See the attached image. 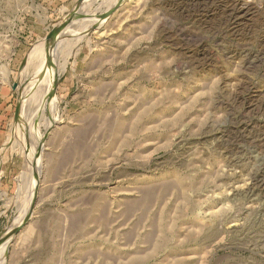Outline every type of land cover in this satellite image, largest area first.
Masks as SVG:
<instances>
[{"label": "rangeland", "instance_id": "rangeland-1", "mask_svg": "<svg viewBox=\"0 0 264 264\" xmlns=\"http://www.w3.org/2000/svg\"><path fill=\"white\" fill-rule=\"evenodd\" d=\"M87 1L0 0V160L21 175L0 193V264H264V0H127L34 77L39 42L115 2ZM24 109L27 208L23 141L3 150Z\"/></svg>", "mask_w": 264, "mask_h": 264}, {"label": "bare ground", "instance_id": "bare-ground-1", "mask_svg": "<svg viewBox=\"0 0 264 264\" xmlns=\"http://www.w3.org/2000/svg\"><path fill=\"white\" fill-rule=\"evenodd\" d=\"M89 1H91V0H88L85 4H87ZM126 1L127 0H115V2H113L112 4H110V5H108V6H105L106 8L104 9V10H101V12H102V16H100V17H94L93 16V14H87L88 12H87V10H86V8H83V6H82V8L83 9H81L80 11H76L74 14H76V15H73V17L71 18V20L69 21V23H67V25L65 24V26H64V28H62V30L60 31V33H62V34H60V33H57L56 35L57 36H55V37H58V34H60V37H59V40L56 42V43H54V44H52L51 45V42L50 41H46V42H44L43 44H41V42H39L40 44H39V46L37 47V51L35 52V54L33 55V57H32V60L30 61L31 62V64H36V66H35V68H34V77L37 75L38 77H39V75H41V77H44L43 78V80L44 79H48V81H49V79H50V81H51V78H52V76H53V78L56 76V74L55 73H52L53 71V67L52 66H54L56 63H57V61H58V58H59V56H60V53L65 49V47H64V49L63 50H61L63 47H62V43H63V38H64V36L66 35V34H68V35H73V36H75L74 38H75V40L78 38H76V31H77V29H76V26L78 25V24H80V22L79 21H81V20H85V21H83V22H86L87 21V23L85 24V25H83V22H82V24H81V26H83V27H80V28H83V30L84 29H88V28H91L90 26H93V25H95V26H97L98 27V25L99 24H101V23H104L103 22V20L104 19H106L105 18V16L106 15H109V13H111V11H112V9H114L115 10V8H116V6H118V5H120V6H122L121 4H123V3H126ZM130 1H132V0H130ZM229 2H230V4L231 5H237L236 3H238L239 2V0H229ZM134 3V2H133ZM127 4V3H126ZM128 4H129V1H128ZM172 4V3H171ZM124 5V4H123ZM136 5V4H135ZM240 5V4H239ZM85 6V5H84ZM225 6V5H224ZM104 7V6H103ZM119 7V6H118ZM235 7V6H234ZM241 7V6H240ZM233 8V7H232ZM242 8V7H241ZM239 9L238 7H236V9H235V11H237V13H235V12H233V10L234 9H231L230 11L228 10V12L226 13L225 12V17L229 14V16H231V18H233V22H232V24L234 25H231V26H233V28H235L236 26H238L241 22H242V20H243V16H242V14H240V13H243V11H244V9ZM88 9V8H87ZM224 10H225V8H224ZM223 10V11H224ZM104 13V14H103ZM244 14V13H243ZM108 17V16H107ZM228 17V16H227ZM230 20V19H229ZM227 21V20H226ZM232 21V20H231ZM231 23V22H230ZM84 26H86V28L84 27ZM94 26V27H95ZM229 26H230V24H229ZM230 26V27H231ZM93 29V28H92ZM95 29V28H94ZM80 30V29H79ZM82 31V30H81ZM89 31V30H88ZM86 33V32H85ZM68 35H66V36H68ZM69 36V37H70ZM78 36V35H77ZM80 36V35H79ZM72 37V36H71ZM73 38V37H72ZM66 39H67V37H66ZM70 39V38H69ZM57 40V39H56ZM55 40V41H56ZM69 41V40H68ZM68 41H66V44H65V42H64V45L63 46H67V43H68ZM72 41V40H71ZM72 42H70V44H71ZM68 47V46H67ZM68 49V48H67ZM67 49H65V50H67ZM71 49H73V48H71ZM68 51V50H67ZM66 51V52H67ZM65 53V52H64ZM62 54V53H61ZM69 54V53H68ZM66 55V54H65ZM67 56V55H66ZM64 59V58H63ZM55 72V71H54ZM53 74V75H52ZM33 77V78H34ZM50 77V78H49ZM39 80H40V78H38ZM34 80V79H33ZM32 80V81H33ZM42 80V81H43ZM54 80H55V82H56V78L55 79H53V82H54ZM41 80H40V83L42 82ZM45 81V80H44ZM34 82V81H33ZM39 82V81H38ZM47 82V81H46ZM44 83V82H43ZM50 84H52L51 82H50ZM41 85H44V84H40V86ZM48 85H49V83H48ZM55 85V84H54ZM52 85H50L49 87H51ZM30 87V86H29ZM28 87V88H29ZM34 87V86H33ZM41 87H43V86H41ZM53 87V86H52ZM51 87V88H52ZM35 88V87H34ZM40 88V87H39ZM37 89V88H36ZM44 89H49L48 88V86H47V84H46V86L44 87ZM38 90V89H37ZM44 91V90H43ZM46 91V90H45ZM49 91V90H48ZM27 92V91H26ZM26 92H25V95H26ZM28 93V92H27ZM45 93V92H44ZM39 94V93H38ZM43 94V93H42ZM45 95H46V93H45ZM35 96V95H34ZM28 98V97H27ZM27 98H25V99H27ZM37 99V101H38V98H36ZM28 100H31L30 98L29 99H27L26 101H28ZM35 100V99H34ZM25 101V105H26V102ZM28 103H29V101H28ZM28 103H27V106H28ZM45 103V102H44ZM37 104V103H36ZM29 106H30V104H29ZM33 107V106H32ZM25 108V107H24ZM27 108H29V107H27ZM38 108V107H37ZM36 108V109H37ZM29 111V110H28ZM33 111V110H32ZM30 112H31V110H30ZM22 117H21V120L20 121H18V123L15 125V127H14V129H13V133H12V135H11V137L3 144V150H4V153L6 154L7 152H5V150H7V151H10L11 149H9L11 146L13 147L14 145H16V143L18 142V141H23V144H24V148L26 149V153H24V155H25V162L24 163H26L25 165L27 166V172H25V171H23V174H26L25 176L23 175L22 177H20L21 179H22V181L20 182V184H19V187H18V191H17V193H18V195H17V200L18 201H20L21 199L23 200L24 198H26V200H27V197H28V203L26 204V208L28 207V205H30V201L33 199V196H34V194H35V192H36V184H37V179H38V173H34L33 174V170L35 169V167H32V169H31V164H33L34 162L36 163L37 161H36V159H35V155L33 156V154H32V149H31V147H32V144L30 145L29 143H27L26 141V136H27V126H26V122L25 121H27V118L25 119V109H24V112H23V114L21 115ZM29 118V117H28ZM31 120V119H30ZM30 120H29V123H32V120H31V122H30ZM28 123V122H27ZM28 125V124H27ZM33 125V124H32ZM30 127V126H29ZM30 129V128H29ZM30 131V130H29ZM31 132H32V130H31ZM32 133H34V132H32ZM29 134H31L30 132H29ZM29 136V135H28ZM31 136V135H30ZM30 139V138H29ZM21 141H20V143H21ZM34 141V140H33ZM31 142V141H30ZM19 144V143H18ZM25 144H26V146H25ZM11 147V148H12ZM23 148V147H22ZM9 149V150H8ZM15 149V148H14ZM13 149V150H14ZM16 150H17V148H16ZM23 152H24V150H23ZM29 154L30 155H32L33 157L32 158H34L35 160L33 161V159L32 158H29ZM4 155V154H3ZM5 157H7L6 155L3 157V159H1L0 160V176H1V174H2V172H3V167H4V163L6 162V158ZM7 163V162H6ZM24 168V167H23ZM25 170V169H24ZM25 172V173H24ZM30 174V175H29ZM263 174H264V172H263ZM19 176H21V175H19ZM264 176V175H263ZM261 178V177H260ZM261 181V180H260ZM259 182V181H258ZM264 182V181H263ZM264 184V183H263ZM261 185H262V183H261ZM28 193V194H27ZM7 242H5V244H6ZM4 244V245H5ZM2 246H3V244H2Z\"/></svg>", "mask_w": 264, "mask_h": 264}, {"label": "crops", "instance_id": "crops-1", "mask_svg": "<svg viewBox=\"0 0 264 264\" xmlns=\"http://www.w3.org/2000/svg\"><path fill=\"white\" fill-rule=\"evenodd\" d=\"M15 98L12 89L0 88V143L5 128L12 118L15 106ZM17 101V100H16ZM19 171L13 163H8L0 176V193L3 196L9 195V192L15 191V182L18 179ZM17 187V185H16ZM16 193V192H15Z\"/></svg>", "mask_w": 264, "mask_h": 264}, {"label": "water", "instance_id": "water-1", "mask_svg": "<svg viewBox=\"0 0 264 264\" xmlns=\"http://www.w3.org/2000/svg\"><path fill=\"white\" fill-rule=\"evenodd\" d=\"M72 15H73V14H72ZM69 16H70V15H69ZM69 16H67V17H69ZM66 20H67V19H64V21H62V22L58 25V27H57L58 32L61 31L62 28H64V26H65V21H66ZM12 86L14 87L13 84H12ZM20 225H21V224H20ZM20 225H19V226H20ZM18 228H19V227H18ZM17 230H18V229H17ZM17 230H16V231H17ZM16 231L14 232V234L16 233ZM14 234H13V236H14ZM13 236H12V237H13ZM10 240H11V238H10ZM10 240H9V241H10ZM9 241H8V243H9Z\"/></svg>", "mask_w": 264, "mask_h": 264}]
</instances>
